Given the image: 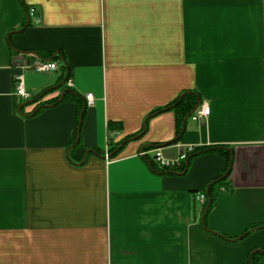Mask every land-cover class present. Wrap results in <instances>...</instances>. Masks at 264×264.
Wrapping results in <instances>:
<instances>
[{
  "label": "crops",
  "instance_id": "obj_1",
  "mask_svg": "<svg viewBox=\"0 0 264 264\" xmlns=\"http://www.w3.org/2000/svg\"><path fill=\"white\" fill-rule=\"evenodd\" d=\"M31 55L58 68L37 72ZM184 92L211 114L180 126L168 106ZM207 148H232L233 189L206 216L218 234L197 197L228 160L193 156ZM158 149L188 159L165 173ZM255 251L264 0H0V264H250Z\"/></svg>",
  "mask_w": 264,
  "mask_h": 264
},
{
  "label": "trees",
  "instance_id": "obj_2",
  "mask_svg": "<svg viewBox=\"0 0 264 264\" xmlns=\"http://www.w3.org/2000/svg\"><path fill=\"white\" fill-rule=\"evenodd\" d=\"M55 58H56V56L53 57L52 60H55ZM69 77H70V74L68 73L64 77L65 82L63 84H61V86H64V84L68 81ZM50 90H52V89H50ZM50 90L44 91L43 93L36 96L35 99L40 100ZM64 92H65L64 93L65 95L63 97V100H65L68 95H73V98H76L77 100H79L78 96H76L74 94V91H72L71 89L65 90ZM70 92L72 94H70ZM55 103L56 104L59 103L58 100H56ZM197 104H198V96L195 92H184L178 99H176L170 106H168V108L170 107V109H176V111L179 113V124H180V126H183L185 119L187 117H190L191 115H193V113L197 109ZM80 107H81L80 115L82 116V120H83L85 112H86L87 104H85V105L82 104ZM163 110L164 109H160L159 111H163ZM181 130H182V127H181ZM130 139H131V137H127V138L123 139L122 141L118 142L117 144H115V145L113 144L111 149H110L111 156L112 157L117 156L124 146L121 147L120 149H118V148L122 144L128 143ZM208 151L220 152L222 155H224L227 158L228 166H227V169L222 174H220L216 179L213 180V182H210L207 186V189H206L207 200L204 204L205 225H206V216H207L208 212H210L217 204V199H218V194H219L220 188L225 187V188H228L230 190L233 189V186H232L231 182L229 181V176H230V172H231V168H232V159H231L232 148L230 150H227L225 148H207V149H203V150H199V151H198V149H196V152L193 154V156L199 155L201 153L208 152ZM175 171L176 170H171L168 172L163 171V172L172 173ZM260 227L261 226H252V228L247 229L246 232L241 237L248 235L253 230H256ZM206 229L209 232H214V233L218 234L217 232H215V231L211 230L209 227H207V225H206ZM221 237L224 238V236H222V235H221ZM249 263L250 264H264V251L252 252L250 255V258H249Z\"/></svg>",
  "mask_w": 264,
  "mask_h": 264
},
{
  "label": "built area",
  "instance_id": "obj_3",
  "mask_svg": "<svg viewBox=\"0 0 264 264\" xmlns=\"http://www.w3.org/2000/svg\"><path fill=\"white\" fill-rule=\"evenodd\" d=\"M32 57L29 60L28 67L34 69L37 72L47 73L54 71L58 68V65L56 62L45 60L37 55H31ZM15 81L17 83L16 87V93L18 96L21 97L22 100H26L31 97V95L26 92L24 88V75L22 73L17 74L15 76ZM68 87H73V82L71 79H68L67 81ZM88 106H92L94 104L93 94L90 93L87 95V103ZM211 114V108L207 104H204L201 108H198L194 114L192 115V118L194 120H201L203 118L208 117ZM148 152L142 151L141 155H147ZM188 159V151L182 150V153L179 155L176 159H167L163 155L160 149L157 150L155 161L158 164V167L161 171H171V170H178L182 167V164L185 160ZM198 200L205 202L207 199V196L205 193H201L198 195Z\"/></svg>",
  "mask_w": 264,
  "mask_h": 264
},
{
  "label": "water",
  "instance_id": "obj_4",
  "mask_svg": "<svg viewBox=\"0 0 264 264\" xmlns=\"http://www.w3.org/2000/svg\"><path fill=\"white\" fill-rule=\"evenodd\" d=\"M64 93L65 92H63V94H62V97H63V95H64ZM62 99V98H61ZM188 118V117H187ZM187 118L185 119V122H184V124L186 123V121H187ZM124 144H122L118 149H120L122 146H123Z\"/></svg>",
  "mask_w": 264,
  "mask_h": 264
}]
</instances>
